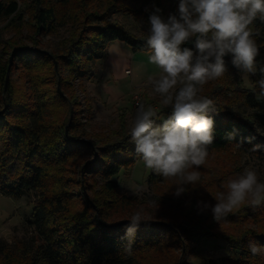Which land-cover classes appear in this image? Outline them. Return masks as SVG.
<instances>
[{"label":"trees","instance_id":"trees-1","mask_svg":"<svg viewBox=\"0 0 264 264\" xmlns=\"http://www.w3.org/2000/svg\"><path fill=\"white\" fill-rule=\"evenodd\" d=\"M179 2L0 1V191L14 197L33 192L39 239L28 250L20 241L0 239V264H19L15 246L22 245L21 264H137L136 253L162 246L182 250L172 264H264V255L253 256L247 247L250 240L264 246V215L256 217L264 204L242 206L221 227L210 208L201 212L198 207L201 201L217 203L208 177L201 175L200 185L186 186L177 197L173 181L150 170L146 184L153 197L128 196L115 178L140 159L124 129L128 110L119 112L116 129L94 123L95 100L86 83L93 75L92 63L105 57L114 39L150 52L147 33L137 34L135 24L126 27L113 15L136 22L153 13L167 19L179 15ZM251 27L260 48L256 74L243 81L229 54L224 58L226 74L204 86L207 93L202 94L217 108L207 113L214 120L209 155L230 150L234 156L264 159V102L256 99L259 69L264 68V23L257 20ZM45 36L57 37L56 47L47 48ZM182 47L196 52L195 38ZM170 114L171 109L159 110L157 126ZM230 134L233 139L227 138ZM198 171L219 173L208 160ZM164 198L186 209L183 220L164 210V216L142 221L129 240L131 212ZM212 237L226 242L230 252L194 262L198 247H191V241Z\"/></svg>","mask_w":264,"mask_h":264},{"label":"clouds","instance_id":"clouds-1","mask_svg":"<svg viewBox=\"0 0 264 264\" xmlns=\"http://www.w3.org/2000/svg\"><path fill=\"white\" fill-rule=\"evenodd\" d=\"M178 12L167 19L156 13L149 18L144 38L150 51L148 61L160 72L148 76L145 86L159 104L139 103L128 130L143 165L164 181L172 180L177 197L185 193L186 186L200 185L198 169L206 164L214 143V120L207 113L217 108L202 94L204 86L226 74L224 58L229 54L243 81L257 72L260 48L251 26L257 20L264 23V0H180ZM193 38L196 52L182 47ZM259 71L262 78L256 82V99L264 102V68ZM159 108H171V114L157 126ZM227 138L234 137L230 134ZM221 187L222 191L211 193L215 205L198 204L201 212L210 208L221 227L225 218L242 206L264 204V179L252 166L228 177ZM131 194L139 196L140 190H131ZM147 207L157 209L158 203L149 200ZM145 213L141 206L128 219L129 240L142 221L150 220ZM247 247L253 256L264 255V246L255 241L250 240Z\"/></svg>","mask_w":264,"mask_h":264},{"label":"rangeland","instance_id":"rangeland-1","mask_svg":"<svg viewBox=\"0 0 264 264\" xmlns=\"http://www.w3.org/2000/svg\"><path fill=\"white\" fill-rule=\"evenodd\" d=\"M113 17L129 28L132 24H135L137 34L147 33L150 27L149 20L140 22L124 20L116 14ZM57 39L55 36H45L43 41L47 48H54L56 47ZM105 53V57L92 63L93 75L86 81L87 90L95 100L94 123L96 126L100 125L116 129L119 127V112L125 109L128 111H126L124 129L129 130L130 121L134 117L139 103L145 101V105L158 106V98L150 94L148 87L145 86V81L148 76L159 74L160 70L149 63L148 56L150 52L134 50L130 44L123 40H111L106 47ZM246 83H248V80ZM140 84L143 85L141 86ZM205 92L206 89L204 88L203 93L205 94ZM134 95L139 96L137 104H135ZM161 109L171 108H159V110ZM207 160L219 171V173L209 171L201 174L204 177H208L209 186L211 189L216 190L212 191V194L222 191L221 185L228 177L235 176L248 166L257 169L261 179H264V159L257 158L251 154L234 156L233 152L227 150L211 154ZM148 173L149 169L143 165L140 159L133 167L122 169L115 176L120 183V192L131 196V190H140L138 197L146 193L153 197V192L148 190L146 184ZM122 185L124 186L122 187ZM212 197L211 199L213 200ZM32 199V191L25 192L20 197L8 196L0 191V239L7 240L13 244L20 241L27 250L35 244L36 240H39L36 235L37 227L34 222ZM157 203V209L145 207L147 218L164 216L165 210L175 215L177 221L183 220L186 209L176 206L170 198H164L162 202ZM133 213L131 212V214ZM195 214L199 215V212H195ZM262 215H264V210L256 215L257 219L261 218ZM252 225L254 224L250 223V226ZM190 245L191 247H198V254L192 256L194 262H199L202 258L207 257L218 258L230 252V246L226 242L214 237L203 239L200 242L191 241ZM19 247L15 246L14 255L17 258V262L21 264L18 261V257L23 259V245ZM181 255L182 250L177 247L162 246L136 253L135 261L137 264H172L175 258H181Z\"/></svg>","mask_w":264,"mask_h":264},{"label":"water","instance_id":"water-1","mask_svg":"<svg viewBox=\"0 0 264 264\" xmlns=\"http://www.w3.org/2000/svg\"><path fill=\"white\" fill-rule=\"evenodd\" d=\"M12 59V55L10 57V60ZM9 74H10V65L8 67V70H7V76H6V83H5V89L7 88V82H8V79H9Z\"/></svg>","mask_w":264,"mask_h":264},{"label":"built area","instance_id":"built-area-1","mask_svg":"<svg viewBox=\"0 0 264 264\" xmlns=\"http://www.w3.org/2000/svg\"><path fill=\"white\" fill-rule=\"evenodd\" d=\"M134 97H135V98H134ZM133 98H134V100H135V104H137L138 101H139V96H138V95H134Z\"/></svg>","mask_w":264,"mask_h":264},{"label":"crops","instance_id":"crops-1","mask_svg":"<svg viewBox=\"0 0 264 264\" xmlns=\"http://www.w3.org/2000/svg\"><path fill=\"white\" fill-rule=\"evenodd\" d=\"M0 1H1V0H0ZM126 69H128V68H126ZM155 75H156V74H155ZM157 75H158V74H157ZM140 85L142 86L143 84H140ZM139 88H140V87H139ZM139 88H138V89H139ZM139 90L141 91V89H139Z\"/></svg>","mask_w":264,"mask_h":264}]
</instances>
